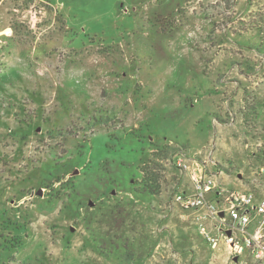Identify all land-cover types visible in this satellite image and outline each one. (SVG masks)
Masks as SVG:
<instances>
[{
  "label": "rangeland",
  "instance_id": "1",
  "mask_svg": "<svg viewBox=\"0 0 264 264\" xmlns=\"http://www.w3.org/2000/svg\"><path fill=\"white\" fill-rule=\"evenodd\" d=\"M0 2V264H226L176 197L264 200V0Z\"/></svg>",
  "mask_w": 264,
  "mask_h": 264
},
{
  "label": "built area",
  "instance_id": "2",
  "mask_svg": "<svg viewBox=\"0 0 264 264\" xmlns=\"http://www.w3.org/2000/svg\"><path fill=\"white\" fill-rule=\"evenodd\" d=\"M193 165L199 170L192 174L191 193L183 192L176 199L183 207L197 211L199 233L212 249L220 241L226 243L231 259L244 255L243 264H264V200L251 189L228 190L206 174L203 165ZM178 166L188 168L181 161ZM254 175L264 176V163Z\"/></svg>",
  "mask_w": 264,
  "mask_h": 264
},
{
  "label": "crops",
  "instance_id": "3",
  "mask_svg": "<svg viewBox=\"0 0 264 264\" xmlns=\"http://www.w3.org/2000/svg\"><path fill=\"white\" fill-rule=\"evenodd\" d=\"M0 4H1V2H0ZM244 189H249V188H244ZM211 197H212V196H211ZM189 210H192V212H191V216H192L193 222H194L195 224H197V221H196L197 211H196V210H193V209H189ZM197 226H198V225H197ZM220 243H222V244H223V247H224V249L221 250V251H224V256H225V259H226V261H225L226 264L229 263V262H232L233 259H231V257H230L229 248H228V246H227L226 243H224V242H219L218 245H217L216 247H218ZM160 250H162V245H161V243H160V241H159V242H157V243L154 245V247H153V252H159ZM221 251H220V252H221ZM220 254H221V253H220Z\"/></svg>",
  "mask_w": 264,
  "mask_h": 264
},
{
  "label": "trees",
  "instance_id": "4",
  "mask_svg": "<svg viewBox=\"0 0 264 264\" xmlns=\"http://www.w3.org/2000/svg\"><path fill=\"white\" fill-rule=\"evenodd\" d=\"M146 185L148 186L150 192H152V193H156V194L158 193V191H156L155 188L152 187V186H150L147 182H146Z\"/></svg>",
  "mask_w": 264,
  "mask_h": 264
},
{
  "label": "water",
  "instance_id": "5",
  "mask_svg": "<svg viewBox=\"0 0 264 264\" xmlns=\"http://www.w3.org/2000/svg\"><path fill=\"white\" fill-rule=\"evenodd\" d=\"M39 194H41V190H40V192H38ZM227 234H229V232H227ZM233 260H237V258H233Z\"/></svg>",
  "mask_w": 264,
  "mask_h": 264
},
{
  "label": "snow or ice",
  "instance_id": "6",
  "mask_svg": "<svg viewBox=\"0 0 264 264\" xmlns=\"http://www.w3.org/2000/svg\"><path fill=\"white\" fill-rule=\"evenodd\" d=\"M10 34V33H9Z\"/></svg>",
  "mask_w": 264,
  "mask_h": 264
}]
</instances>
